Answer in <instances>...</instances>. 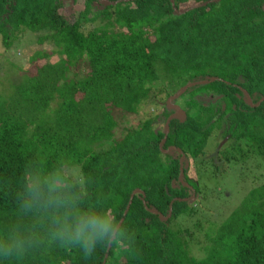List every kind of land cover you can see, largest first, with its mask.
<instances>
[{"label": "trees", "instance_id": "1", "mask_svg": "<svg viewBox=\"0 0 264 264\" xmlns=\"http://www.w3.org/2000/svg\"><path fill=\"white\" fill-rule=\"evenodd\" d=\"M105 1L0 0L4 51L28 31L58 56L17 69L0 93V228L18 219L25 165H63L89 178L88 204L135 233L136 254L98 246L85 258L53 244L3 264H264V0ZM65 2L82 5L72 24ZM185 88L166 133L167 102ZM161 90L159 112L115 140L118 113L135 115ZM216 134L227 144L211 153ZM218 204L231 207L202 217ZM194 218L203 240L191 247L181 224Z\"/></svg>", "mask_w": 264, "mask_h": 264}, {"label": "clouds", "instance_id": "2", "mask_svg": "<svg viewBox=\"0 0 264 264\" xmlns=\"http://www.w3.org/2000/svg\"><path fill=\"white\" fill-rule=\"evenodd\" d=\"M71 176L63 165L50 169L41 162L25 165L15 191L18 219L0 228V264L18 262L53 244L78 250L85 258L98 246L117 255L136 254L135 233L111 209L87 203V176L82 172Z\"/></svg>", "mask_w": 264, "mask_h": 264}, {"label": "rangeland", "instance_id": "3", "mask_svg": "<svg viewBox=\"0 0 264 264\" xmlns=\"http://www.w3.org/2000/svg\"><path fill=\"white\" fill-rule=\"evenodd\" d=\"M82 9L81 4L72 5L67 2H65V5L63 6V15L66 18V20L72 24L75 19V12ZM103 25V22L97 21L96 23H89L85 24L81 31L83 33H88L89 31H93L97 27ZM45 34L44 33H30L28 31H21L17 34V39L12 44V47L8 51H4V48L2 44L0 43V93L6 92V90L9 87L8 82H13L14 77L18 79L19 72H17V69L24 71L28 69L31 66H39L44 65L45 63H54L58 60V56L56 55V49L51 41H44L43 43H40L38 40L42 38ZM38 55L37 58L33 59L34 56ZM33 59V60H32ZM85 63V62H84ZM86 64V63H85ZM8 65H10V71H8ZM87 66L84 64H81L80 66L76 67L73 71V75L76 77H82L84 74L87 73ZM161 94L158 96V100L155 101L153 104H149L146 101H144L141 106L138 108V111L135 115H129V114H122L118 113L116 116L117 120V128L114 131V139L120 140L124 133L123 130L126 127H135V124L140 120H145L148 117H152L156 115L161 106H163V100L165 98V95L162 94L163 90H161ZM157 93V92H156ZM201 102V101H200ZM221 138L220 134H216L214 138L211 140V153H215L216 150L219 152L220 149H222L227 142ZM216 159V158H215ZM220 166V165H219ZM75 168L69 170V172L72 174V178H75ZM232 174H236L234 171L231 172ZM238 176V175H237ZM235 177L238 179V177ZM232 178V177H230ZM241 178V177H240ZM224 189L229 191L230 193H235L233 191V186L231 185H224ZM231 206L230 205H216L215 207H210L206 210L208 213H204L202 217L204 218H210V219H216L219 218L223 209L228 210ZM217 210V212L215 211ZM196 218L190 220L185 226L181 224V228L187 229L189 234L192 233L193 235L188 236L184 235L183 237L187 240L189 246L194 247L198 243H200L203 238L202 235H199L197 231L192 228L194 225V221ZM191 241L193 243L191 244ZM194 251V250H193ZM191 252V255H196V251Z\"/></svg>", "mask_w": 264, "mask_h": 264}, {"label": "water", "instance_id": "4", "mask_svg": "<svg viewBox=\"0 0 264 264\" xmlns=\"http://www.w3.org/2000/svg\"><path fill=\"white\" fill-rule=\"evenodd\" d=\"M103 2H104L105 4H107V5H111V4H109L108 2H106L105 0H103ZM263 9H264V7H263ZM205 83H206V82H202V84H205ZM197 84H199V83L190 84V85H188L187 87H191V86H193V85H197ZM185 90H186V88H185L184 90H182L177 96L171 97V98L169 99V101L167 102V105H168L169 107H171L172 109H174V110L176 111V114H175V115H172V116H170V117L168 118L167 123H166V133H167V129H168V123L170 122V120L173 119V118L179 117V116H180V113H181L180 110H179L177 107L170 106L169 103H170V101L173 100L175 97L180 96L181 93L184 92ZM247 99H248V104L251 106V104H250V100H249L248 97H247ZM169 215H170V212H169ZM169 215H168V216H169Z\"/></svg>", "mask_w": 264, "mask_h": 264}]
</instances>
